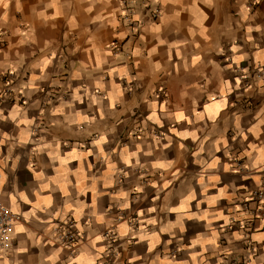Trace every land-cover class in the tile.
Masks as SVG:
<instances>
[{
  "label": "crops",
  "instance_id": "obj_1",
  "mask_svg": "<svg viewBox=\"0 0 264 264\" xmlns=\"http://www.w3.org/2000/svg\"><path fill=\"white\" fill-rule=\"evenodd\" d=\"M124 11L0 0V264H264V0Z\"/></svg>",
  "mask_w": 264,
  "mask_h": 264
},
{
  "label": "built area",
  "instance_id": "obj_2",
  "mask_svg": "<svg viewBox=\"0 0 264 264\" xmlns=\"http://www.w3.org/2000/svg\"><path fill=\"white\" fill-rule=\"evenodd\" d=\"M257 2L258 0H253ZM121 6L125 10L123 13L124 18L127 20L129 25L136 27L139 25L140 21L134 18L135 12V0H120ZM160 15V12L155 9L151 12L152 19H157ZM133 28V27H132ZM13 71L6 70L2 72V86L0 87V100L7 98L11 94V85L13 79ZM159 94L164 95L165 89L163 87H159ZM262 199H264V191L260 190L257 193ZM19 218V214L15 212L8 204L3 202L0 199V248H9L10 244V233L13 229L14 223ZM68 226L64 229L62 234L59 237V240L67 245L74 246L77 244L80 233L74 228L73 222H68Z\"/></svg>",
  "mask_w": 264,
  "mask_h": 264
}]
</instances>
